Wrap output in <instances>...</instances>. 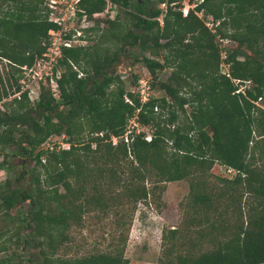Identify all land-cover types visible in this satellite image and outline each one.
Returning a JSON list of instances; mask_svg holds the SVG:
<instances>
[{"label":"trees","instance_id":"16d2710c","mask_svg":"<svg viewBox=\"0 0 264 264\" xmlns=\"http://www.w3.org/2000/svg\"><path fill=\"white\" fill-rule=\"evenodd\" d=\"M110 1L128 10V0ZM150 1L135 0L128 17L104 19L101 28L88 30V44L63 49L58 99L44 91L34 105L24 94L3 102L0 146H10V156L33 161V174L27 187L13 186L6 178L0 181V210L6 217L16 204L27 203L20 218L26 231L21 242L28 245L29 232L40 264H127L116 245L111 251L73 258L54 252L66 239L64 229L79 224L89 204L103 203L108 189L101 192L102 183L120 184L135 201L148 195L143 181L150 173L162 182L188 178L189 205L198 212L211 205L203 179L216 164L224 175L232 174L221 176V181L240 186L254 199L246 221L211 250L155 264H264V108L252 102L260 97L264 105V0H201L195 10L219 20L213 33L192 10L182 16L179 4H169L174 0L166 1L159 24V10ZM79 5L90 14L100 11L104 2L81 0ZM50 26L42 0H0V100L18 89L19 67L29 66L40 53ZM216 34L228 43L222 45ZM220 49L225 50L229 76L250 80L245 96L231 93L234 87L219 69ZM139 50L160 59L141 58L150 75L162 68L169 72L157 82L160 96H152L156 84L148 81L151 95L137 116L150 125L151 138L135 136L128 154L124 143L111 145L109 136L122 133L138 102L130 92L135 105L123 101L125 87L115 65L124 53L135 59ZM98 132L102 135H95ZM61 133L67 135V148L40 147ZM6 156L3 153L0 161L2 169ZM119 160L126 161L130 173L121 181L111 171ZM7 232L0 230V238ZM5 249L0 242V252ZM12 260L0 255V264H19Z\"/></svg>","mask_w":264,"mask_h":264},{"label":"rangeland","instance_id":"374dc122","mask_svg":"<svg viewBox=\"0 0 264 264\" xmlns=\"http://www.w3.org/2000/svg\"><path fill=\"white\" fill-rule=\"evenodd\" d=\"M128 2V10L132 11L135 0ZM150 4L158 8L159 2L152 0ZM175 4L183 6L180 0ZM128 10L116 6L112 14L125 18L128 17ZM113 47L110 45V48ZM142 57L155 58L160 62L159 57H151L147 50H139L135 59L125 53L121 55L115 69L121 76L125 75V79L120 78L125 88L138 74L149 82L153 80L156 85L151 89V94L160 96L162 91L157 88V82L166 79L169 69H156L152 76L144 67ZM66 138L65 133L51 136L40 147L61 146ZM11 151L10 146L1 147L0 154H7V164L0 171V181L6 178L13 186L27 187L31 184L33 161L21 156H10ZM117 163L111 171H115V177L121 181L130 173L126 161L119 160ZM209 172L203 182L207 192H211V205L198 212H193L189 205L188 178L162 182L156 181L150 173L143 181L149 190L148 195L145 199L135 201L120 184L102 183L99 187L101 192L108 189L103 203L89 204V208L82 212L79 224L70 223L64 229L66 239L57 244L55 256L73 258L98 251H111L116 245L122 248L127 264H155L157 261L171 263L178 255L213 249L218 241L230 237L239 224H244L255 201L240 186L220 180L225 175L231 178V173L224 175L216 164L212 165ZM26 208L27 203L16 204L6 217L3 209L0 210V230H8L0 238V242L6 246L0 255H10L12 262L19 264H40L39 259L35 258L38 247L29 232L28 245L24 246L21 242L26 231L22 226L24 221L20 218Z\"/></svg>","mask_w":264,"mask_h":264},{"label":"built area","instance_id":"2783aa9c","mask_svg":"<svg viewBox=\"0 0 264 264\" xmlns=\"http://www.w3.org/2000/svg\"><path fill=\"white\" fill-rule=\"evenodd\" d=\"M81 0H42L43 12L45 13V19L51 23V26L46 30L44 38L40 41L42 47L39 54L35 55L32 63L29 66H20L19 77L17 79L18 89L10 95L0 100V110L3 109V102L9 101L12 98L20 99L22 94L25 95L26 100L32 105L39 101L42 92L48 91L52 98L55 100L59 98L58 80L63 72V49L71 48L75 46H84L89 43L88 34L89 29L97 25L99 28L103 26L104 19H113V10L116 5L110 0H103L104 7L100 11L87 13L80 7ZM167 0H160L158 4L159 13L155 19L161 24V17L165 12ZM177 0L171 1L169 4H175ZM201 0H180L183 5L179 7L181 15L185 16L190 9L201 20L202 24L210 31L215 32L216 27L219 25V20L213 18L210 14H205L200 8L195 10L196 4ZM97 21V22H96ZM97 23V24H96ZM218 41L222 45L228 43L227 39L219 37L216 34ZM219 69L220 72L228 77L233 85V91L231 93L241 94L245 96V90L249 88L250 80H240L238 78H232L227 71L228 63L224 62L225 50L219 51ZM68 64L77 72V77H82L83 74L76 66L67 59ZM119 78L125 79V75ZM127 92L133 94L134 98L138 102V106L134 107L132 113L126 119L124 129L118 136H109L111 145H115L117 142H122L126 145L127 153L128 144L137 135L149 141L151 138V132H149L150 125H145L138 120L137 111L145 104L150 97V87L147 79L142 76H138L134 85H129L122 93V99L125 103L134 106L133 98L128 96ZM260 97H257L252 101L255 105L262 107L259 104ZM153 111H157V107L153 106ZM95 135L101 136L102 132L95 133ZM61 148H67L68 144L64 143ZM51 149V146L48 147ZM3 158V154H0V161ZM3 169L0 168V171Z\"/></svg>","mask_w":264,"mask_h":264}]
</instances>
